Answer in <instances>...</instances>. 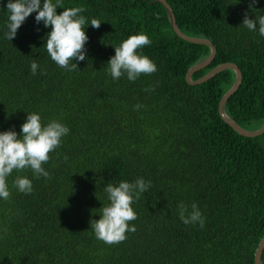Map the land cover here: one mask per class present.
<instances>
[{
	"label": "trees",
	"instance_id": "16d2710c",
	"mask_svg": "<svg viewBox=\"0 0 264 264\" xmlns=\"http://www.w3.org/2000/svg\"><path fill=\"white\" fill-rule=\"evenodd\" d=\"M178 26L216 46L213 61L193 74L199 79L221 63L233 62L242 83L226 104L245 128L264 123V37L242 25L245 13L264 15V0H167ZM44 0H41V7ZM56 5L58 0H51ZM8 0H0V133L21 125L28 113L42 126L58 121L70 129L42 163L50 177L28 167L6 177L10 192L0 198V264H255L264 235V133H238L219 113L235 73L225 69L190 84L191 66L210 53L174 30L157 0H59L60 8L84 7L88 40L78 68L58 66L46 50L51 26L32 13L10 41ZM101 21L99 29L90 25ZM145 34L137 49L157 66L134 82L114 80L108 61L131 35ZM33 60L38 64L31 73ZM153 89L147 91L146 89ZM140 104L138 110L135 105ZM17 177L32 182L20 192ZM143 178L149 190L134 199L135 232L108 245L91 228L110 204L104 188ZM203 217L185 225L178 204ZM264 262V251L262 254Z\"/></svg>",
	"mask_w": 264,
	"mask_h": 264
},
{
	"label": "clouds",
	"instance_id": "9594fccd",
	"mask_svg": "<svg viewBox=\"0 0 264 264\" xmlns=\"http://www.w3.org/2000/svg\"><path fill=\"white\" fill-rule=\"evenodd\" d=\"M257 0H250L249 8H253ZM8 16L5 38L12 41L17 30L32 13H36L35 21L44 26H51L46 40V50L51 59L61 68L74 71L77 63L70 61L86 60L85 43L89 39L85 34L84 25L86 18L80 13L86 11L84 7L67 8L57 14L60 8L59 0L54 5L51 0H8L6 5ZM90 25L99 29L101 21L92 19ZM242 25L250 31H256L264 37V15L255 19L249 18L245 13ZM151 40L145 34L131 35L120 46L115 47V55L108 61V71L116 80L126 73L127 79L134 82L141 74H153L157 71L156 64L147 56L137 54V49L149 45ZM31 73L36 74L38 64L35 60L31 63ZM151 91L153 89H146ZM142 105L134 106L138 110ZM70 129L58 121H51L42 126L41 117L36 113H28L26 122L21 125L22 135L14 130L0 133V198L7 200L10 196L6 184V177L13 170H23L30 167L37 177L49 178L42 163L49 160V153L61 144V138L69 133ZM14 186L22 193L32 192V182L28 178L17 177ZM151 187V181L138 178L135 182L121 181L118 186L108 183L104 191L108 194L110 204L103 207L99 220L91 221V228L97 239L108 245L119 244L126 239V232H135L136 227H129V221L137 219V214L131 207L134 199L138 200L141 194L146 193ZM179 218L185 224L199 223L202 228L205 223L201 211L196 203L191 205V210L183 202L178 204Z\"/></svg>",
	"mask_w": 264,
	"mask_h": 264
},
{
	"label": "water",
	"instance_id": "95a60500",
	"mask_svg": "<svg viewBox=\"0 0 264 264\" xmlns=\"http://www.w3.org/2000/svg\"><path fill=\"white\" fill-rule=\"evenodd\" d=\"M157 1L164 4V6L167 10L170 22H171L174 30L176 31V33L180 37H182L183 39L188 40L190 42L205 44V45H208L210 47L209 55L204 60L194 64L193 66H191L189 68L187 75H186L187 81L190 84H199V83H202V82L209 80L210 78L215 76L217 73L221 72L222 70H225V69L233 70L235 73V79H234V82L231 85V87L225 92V94L223 95V97L220 100L219 113H220L221 117L229 125H231V127H233L238 133H240L242 135L257 136V135L264 133V123L261 125V127L257 128V129L245 128L240 123H238L234 118H232L226 110L227 101L235 93V91L240 87V85L242 83L243 77H242V72H241L239 66L233 62L221 63L218 66H216L215 68H213L211 71L206 73L204 76L200 77L199 79L194 80L193 74L196 71H198L199 69L206 67L215 58L216 53H217L216 46L208 38L191 36V35L184 33L180 29V27L178 26L174 10H173L172 6L169 4V2L167 0H157ZM263 251H264V235H263V237H262V239H261V241L257 247L256 253H255V264H264L263 259H262Z\"/></svg>",
	"mask_w": 264,
	"mask_h": 264
}]
</instances>
